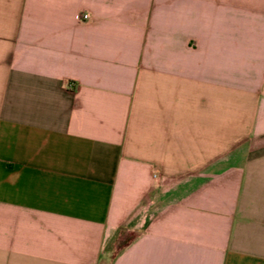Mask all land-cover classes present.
Here are the masks:
<instances>
[{
    "label": "crops",
    "instance_id": "crops-1",
    "mask_svg": "<svg viewBox=\"0 0 264 264\" xmlns=\"http://www.w3.org/2000/svg\"><path fill=\"white\" fill-rule=\"evenodd\" d=\"M109 251L264 264V0H0V264Z\"/></svg>",
    "mask_w": 264,
    "mask_h": 264
},
{
    "label": "rangeland",
    "instance_id": "rangeland-1",
    "mask_svg": "<svg viewBox=\"0 0 264 264\" xmlns=\"http://www.w3.org/2000/svg\"><path fill=\"white\" fill-rule=\"evenodd\" d=\"M131 234L130 233H127V232H124L122 235L119 236V240H118V246L120 244H122L124 241L128 240L130 238ZM109 254H110V251L106 254L105 257H103V259L101 260V264H108L109 262Z\"/></svg>",
    "mask_w": 264,
    "mask_h": 264
},
{
    "label": "built area",
    "instance_id": "built-area-1",
    "mask_svg": "<svg viewBox=\"0 0 264 264\" xmlns=\"http://www.w3.org/2000/svg\"><path fill=\"white\" fill-rule=\"evenodd\" d=\"M87 17H88L87 14H83V15H82V18H83V19H86Z\"/></svg>",
    "mask_w": 264,
    "mask_h": 264
}]
</instances>
